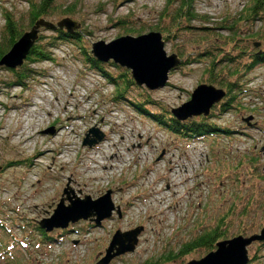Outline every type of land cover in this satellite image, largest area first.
<instances>
[{
  "label": "rangeland",
  "instance_id": "rangeland-1",
  "mask_svg": "<svg viewBox=\"0 0 264 264\" xmlns=\"http://www.w3.org/2000/svg\"><path fill=\"white\" fill-rule=\"evenodd\" d=\"M54 3L44 19L56 23L69 17L79 24L80 44L89 53L99 41L148 34L156 26L167 30L156 32L167 56L176 55L180 66L169 73L165 88L149 91L135 85L130 96L148 91L153 101L171 109L190 100L200 84L209 85L212 60L204 53L212 50L217 55L222 48L232 59L240 44L264 49L259 41L264 40V31L260 32L264 0L254 22L242 20L254 0H194L187 15L170 24L162 18L178 12L180 3L173 0ZM28 7V0H0V48L7 39L3 11L28 31ZM126 17L132 27L117 26L116 21ZM40 32L44 38L54 35L44 28ZM169 32L179 33L180 39L163 38ZM252 38L259 48L252 47ZM50 51L54 60L32 65V77L24 87L13 85L11 70L0 67V222L6 228L0 229V239L14 245L6 252L0 249V264H96L116 231L137 227L143 231L135 251L110 264L166 259L220 220L225 224L224 240L259 234L264 228V63L246 73L244 91L238 93L234 108L215 120L235 132L229 137L193 139L165 131L135 112L127 100L113 102L115 86L84 63L75 42H59ZM106 66L114 76L124 71L111 63ZM48 129L54 134L43 133ZM90 129L105 136L92 148L83 146ZM64 190L82 200L86 196L96 200L111 191L120 216L114 211L99 227L88 221L69 225L61 242L47 244L35 229L52 216ZM159 190L164 192L162 199ZM205 255L198 250L174 264ZM253 257L264 264L260 242L248 247V259Z\"/></svg>",
  "mask_w": 264,
  "mask_h": 264
},
{
  "label": "water",
  "instance_id": "water-1",
  "mask_svg": "<svg viewBox=\"0 0 264 264\" xmlns=\"http://www.w3.org/2000/svg\"><path fill=\"white\" fill-rule=\"evenodd\" d=\"M55 32L66 30L73 34L80 29L75 21L64 18L56 23L40 19L27 32L23 33L11 49L0 58V67L15 70L26 60L30 49L38 39L39 29ZM256 48L259 43L254 45ZM259 54L261 51L258 52ZM90 55L101 64L112 62L130 72L131 78L138 87L149 91L163 89L169 73L180 66L181 60L176 55L167 56L164 41L158 32H149L139 36H122L109 43L96 42L91 45ZM113 60V61H111ZM226 97L223 89L213 85L200 84L191 93L190 100L181 106L173 108L171 114L178 121L189 118L208 116L211 109ZM249 119L244 122L248 123ZM44 134H54V129L43 131ZM104 140V134L96 129H90L85 136L83 146L92 148ZM111 191H107L100 198L93 200L89 196L84 199L71 198L64 190L63 197L48 219L38 222L39 228L45 233L54 230H65L69 225L80 221L92 222L95 226L112 218L115 209L111 200ZM65 196V197H64ZM68 205H65V203ZM142 227L127 232L116 231L102 258L96 264H110L113 260L124 255L132 254L137 245ZM256 242H264V228L259 234L243 237L241 235L231 239L219 241L215 250L207 253L199 260H191L187 264H248V247Z\"/></svg>",
  "mask_w": 264,
  "mask_h": 264
},
{
  "label": "trees",
  "instance_id": "trees-1",
  "mask_svg": "<svg viewBox=\"0 0 264 264\" xmlns=\"http://www.w3.org/2000/svg\"><path fill=\"white\" fill-rule=\"evenodd\" d=\"M173 1L174 3L175 2L180 3V5L177 7L178 12L169 17L166 18L163 17L162 21L165 23L170 24L173 21H175L176 23L180 16L187 15L186 13L189 11L191 4H193L194 2V0H173ZM262 2L263 0H254V3L251 6V8L249 10H246L247 14L244 15V17L242 15V20L245 21L251 20L252 22H254L256 20V15L258 14V12L261 11ZM54 5H55L54 0H36V1L28 0L29 9L27 15L29 20V24H28L29 30L34 26V24L37 21H39L40 19H44L46 16H48L50 14V11L52 12V10L55 8ZM69 9L70 8L66 9L65 12H67ZM68 12L66 14H68ZM163 12L166 13V9ZM2 16L5 24L3 31L7 39L5 43H3L4 45L2 44V47L0 48V58L11 49L13 44L18 41V39L21 37L23 33L27 32L23 30V28H20L18 26V23L14 21L15 19L12 18V15L9 14L7 11H3ZM195 18H200L202 20V18L198 16H195ZM128 19L129 18L126 17L116 21L117 26H122V28H125L127 26L132 27V22H130V20ZM160 29L161 28L159 26H156L152 30H154L155 32L156 31L165 32V33L168 32L167 30L163 31ZM79 30L74 32L72 35L69 34L66 30H57L53 32L55 36L53 35L52 37L49 38H44L43 35H41V32H39L38 39L33 45V47L30 49L29 54L26 60L24 61L23 65L15 70H11L12 72L11 83L13 85L24 87L25 86L24 82H26L27 79H30L32 77L33 71L29 69L32 65L40 62L42 63V62L53 61L54 59L51 55L50 50L56 45H58L59 42H63V41H68L73 43L75 42L77 46L81 47L84 56V63L88 65L92 70L99 71L101 74H103V76H105L110 81V83L113 86H115V94L113 97V102H118V101L126 102L127 100L129 104L133 107L135 112H137L142 116H145L151 121H154V123L158 124L160 128L165 129V131L168 130L169 132L175 135H179L180 137L191 136L193 139H202L206 137H216V136L229 137L232 133H234L235 130L229 129L228 127H222L216 124L215 120L220 119L222 115H224L228 111H231L234 108L233 104L238 100L237 99L238 93L239 92L242 93L244 91L243 84L245 83L244 78L246 73L248 71H251L256 65L264 63V49L262 50L260 49L256 51L255 49L252 48L249 49L248 47H244L242 44H240V46L237 49L236 52L238 53L237 56L233 57L232 59L226 58L227 53L223 51L222 48L221 50L218 51L217 55H215V53L214 54L211 53L212 50L204 53L205 54L204 57H210L212 60L211 66L207 71L209 75V79H207L206 82H208L209 85H218L220 88L224 89V91L226 92V97L223 101H221L219 104L213 107V109L210 111L208 116L206 117L200 116V117L189 118L185 121H178L177 119H175V117L172 116L171 108H168L165 105L158 103L157 101H153L148 91L141 94L139 93L132 98L130 94L133 88L136 86L133 79L131 78L130 72L127 71L126 69H123L124 71L122 72L119 71L120 74H118L117 76H114L111 73L107 72L105 69L107 67L106 64H101L95 61V59L90 55L89 51H87L85 47L82 44H80L83 42L82 41L83 34H81ZM263 31L264 28L262 27L260 29V32ZM126 33L134 34L138 32L127 31ZM170 34L171 32H169L167 35L165 34L163 38H165L166 40L170 39L171 42H176V40L180 39L179 33L172 35ZM255 35L256 36L259 35V32L256 33ZM251 41L253 42L252 47H255L254 46L255 43H259L254 41L253 38L251 39ZM259 41L264 43V40H259ZM259 51H261L260 54L258 53ZM222 55L223 58L219 59V57ZM196 58L197 57H193V59ZM109 63L113 64L112 62ZM232 65H236V67L230 69ZM117 69L120 70V68L118 67ZM215 72H218L217 76H214ZM221 73H223L225 77L223 75L219 76ZM231 76L232 77L234 76V80ZM136 90L139 91L140 89L137 88ZM0 229L6 230V228L1 224V222H0ZM39 229L40 228L37 227V229L35 230H37V232L40 233V235L43 237L44 242L47 244L61 242L62 239L67 234L66 229L59 230L58 233L55 235L51 233H45L44 231ZM222 232H225L224 220H220L218 224H216L210 230H207L202 234H200L199 236L184 243L176 253L173 251L169 252L168 255L166 256V259L161 258L156 261L151 260L144 264H167L170 262L171 264H174L176 260L183 258L184 256H187L188 254L194 253L198 250H204L206 254L212 252L215 250V245L220 240L226 239L225 234ZM56 238H58V240ZM260 244L264 245V242ZM13 246L14 245L12 243L10 244L4 243L0 239V249L2 251L6 252L10 250L11 247L13 248ZM257 260L258 259H255V257H253V259H249L248 264L256 263Z\"/></svg>",
  "mask_w": 264,
  "mask_h": 264
},
{
  "label": "bare ground",
  "instance_id": "bare-ground-1",
  "mask_svg": "<svg viewBox=\"0 0 264 264\" xmlns=\"http://www.w3.org/2000/svg\"><path fill=\"white\" fill-rule=\"evenodd\" d=\"M40 30V29H39ZM65 30V29H64ZM260 44V43H259ZM194 142V141H193ZM107 147V146H106ZM110 147V146H109ZM107 165V164H106ZM113 168H112V165H111V170H112ZM89 170H92V169H89ZM91 172H93V170L91 171ZM94 173V172H93ZM174 185V184H173ZM169 190H170V185L168 184L167 185V191L169 192ZM176 192V191H175ZM157 195H159V197L162 199V197H163V195H164V192L161 190V192H160V190H159V193H157ZM164 198V197H163ZM163 201H165V200H163Z\"/></svg>",
  "mask_w": 264,
  "mask_h": 264
},
{
  "label": "flooded vegetation",
  "instance_id": "flooded-vegetation-1",
  "mask_svg": "<svg viewBox=\"0 0 264 264\" xmlns=\"http://www.w3.org/2000/svg\"><path fill=\"white\" fill-rule=\"evenodd\" d=\"M39 32H40V30H39Z\"/></svg>",
  "mask_w": 264,
  "mask_h": 264
}]
</instances>
